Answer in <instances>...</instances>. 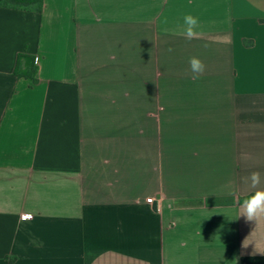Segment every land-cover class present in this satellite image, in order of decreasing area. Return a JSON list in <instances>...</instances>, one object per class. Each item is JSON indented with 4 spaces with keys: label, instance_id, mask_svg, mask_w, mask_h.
I'll return each mask as SVG.
<instances>
[{
    "label": "crops",
    "instance_id": "1",
    "mask_svg": "<svg viewBox=\"0 0 264 264\" xmlns=\"http://www.w3.org/2000/svg\"><path fill=\"white\" fill-rule=\"evenodd\" d=\"M254 171L264 0L0 8V264H264V217L237 218Z\"/></svg>",
    "mask_w": 264,
    "mask_h": 264
},
{
    "label": "clouds",
    "instance_id": "2",
    "mask_svg": "<svg viewBox=\"0 0 264 264\" xmlns=\"http://www.w3.org/2000/svg\"><path fill=\"white\" fill-rule=\"evenodd\" d=\"M182 21L183 23L179 26L178 34L188 41L197 38L199 35L198 30L201 27L199 17L191 13H185L182 16ZM169 51H172V49H169ZM188 64L194 80L200 79L206 71L205 63L198 56L190 57ZM246 180L252 191L251 194L240 203V213L237 218L243 216L247 221H255L256 223L260 217H264V188L260 187L262 184L261 173L258 171L251 172ZM213 213L217 212L213 211Z\"/></svg>",
    "mask_w": 264,
    "mask_h": 264
},
{
    "label": "trees",
    "instance_id": "3",
    "mask_svg": "<svg viewBox=\"0 0 264 264\" xmlns=\"http://www.w3.org/2000/svg\"><path fill=\"white\" fill-rule=\"evenodd\" d=\"M43 0H0V8L7 9H31L41 10ZM18 78L30 79L36 83L37 66L36 60L27 54H20L17 59V65L14 72ZM244 199H241V202Z\"/></svg>",
    "mask_w": 264,
    "mask_h": 264
},
{
    "label": "built area",
    "instance_id": "4",
    "mask_svg": "<svg viewBox=\"0 0 264 264\" xmlns=\"http://www.w3.org/2000/svg\"><path fill=\"white\" fill-rule=\"evenodd\" d=\"M148 202L152 203V200L149 199ZM23 218L28 220V219H31V216L30 215H24Z\"/></svg>",
    "mask_w": 264,
    "mask_h": 264
}]
</instances>
